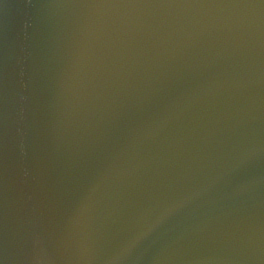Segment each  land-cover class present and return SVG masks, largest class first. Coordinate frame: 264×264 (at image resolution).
<instances>
[{
    "label": "water",
    "instance_id": "1",
    "mask_svg": "<svg viewBox=\"0 0 264 264\" xmlns=\"http://www.w3.org/2000/svg\"><path fill=\"white\" fill-rule=\"evenodd\" d=\"M0 264H264V0H0Z\"/></svg>",
    "mask_w": 264,
    "mask_h": 264
}]
</instances>
